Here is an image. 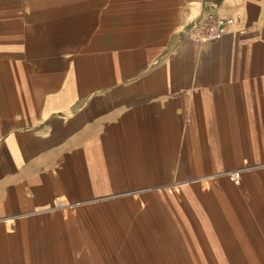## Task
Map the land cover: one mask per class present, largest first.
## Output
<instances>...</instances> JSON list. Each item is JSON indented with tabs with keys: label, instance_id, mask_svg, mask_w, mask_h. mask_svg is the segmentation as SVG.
Masks as SVG:
<instances>
[{
	"label": "crops",
	"instance_id": "crops-1",
	"mask_svg": "<svg viewBox=\"0 0 264 264\" xmlns=\"http://www.w3.org/2000/svg\"><path fill=\"white\" fill-rule=\"evenodd\" d=\"M0 264H264V0H0Z\"/></svg>",
	"mask_w": 264,
	"mask_h": 264
},
{
	"label": "built area",
	"instance_id": "built-area-1",
	"mask_svg": "<svg viewBox=\"0 0 264 264\" xmlns=\"http://www.w3.org/2000/svg\"><path fill=\"white\" fill-rule=\"evenodd\" d=\"M228 22L227 19L215 18L213 24L206 27H199L198 24H194L193 27L199 30V34L195 35L194 39L198 42H214L222 36L224 27ZM233 176L234 180L237 181L234 174ZM65 206L59 197H54L53 209H59Z\"/></svg>",
	"mask_w": 264,
	"mask_h": 264
}]
</instances>
